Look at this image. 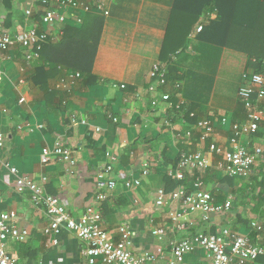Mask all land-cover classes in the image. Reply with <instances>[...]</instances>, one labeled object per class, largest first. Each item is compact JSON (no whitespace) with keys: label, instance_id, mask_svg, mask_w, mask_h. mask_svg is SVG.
Here are the masks:
<instances>
[{"label":"crops","instance_id":"1","mask_svg":"<svg viewBox=\"0 0 264 264\" xmlns=\"http://www.w3.org/2000/svg\"><path fill=\"white\" fill-rule=\"evenodd\" d=\"M81 1L96 4L99 0ZM189 1L180 0L177 5V0H108L105 10L109 15L98 10L88 14L68 12L67 23L57 25L50 32L52 48L62 40L67 43L64 47L67 62L61 65L57 60V65L69 66L81 54L78 46L88 49L95 46V51L90 55L93 59L90 76L81 78L74 86L57 88L62 78L81 72H68L58 81L55 72L51 78L49 85L60 92L65 109L54 108L56 102L47 86H34L26 80L27 73L39 62L40 53L39 58L28 61L31 51L18 46L0 55V133L5 137L0 151V211L16 212L19 228L30 233L25 242H8V251L17 257L18 264H87V261L83 255L84 243L74 233L62 230L59 235H45L48 219L44 210L31 205L29 194L16 193V177L1 168L4 162L10 163L21 176L34 180L48 194L58 197L74 219H80L92 204L98 172L112 164L111 178L117 182V188L102 206L105 229L117 231L122 226L128 227L133 233V253L156 255L154 262L146 264H170L175 244L199 233L217 234L230 229L252 236L256 232L251 229L252 222L264 226V209H254L253 190L247 187L249 190L243 191L245 186L253 185L250 178L256 174L248 179L226 176L218 169L220 158L209 153V143L200 142V133L193 127L190 129L194 132L193 138L177 137L179 134L185 137L188 122L176 117L173 96L176 95L178 104L181 101L193 104L185 97L191 90L190 98L196 97L202 102L197 109L200 120L211 117L216 123L217 134L211 142L230 149L232 126L241 120L240 85L233 86V92L227 85L223 88L224 84L219 85L220 74L222 69L240 66L243 76L252 69L248 66L247 54L228 47L221 48L218 58L212 62L204 60V42L199 39L201 32L197 29L215 21L217 10H208L207 0L187 4ZM229 1L232 6L226 10H238V4L233 7L234 0ZM262 3L264 13V0ZM12 6L8 10L0 0V24L10 34L45 29L37 18L42 14L40 0H16ZM28 11L33 12L32 17L27 16ZM76 18L82 23L77 24ZM180 29L184 38L188 31L191 44L179 58H173L174 65L179 68L180 77L189 79H177L176 75L175 79L172 73L173 80L167 79L166 87L151 93L154 66L162 64L169 69L164 60L182 51L175 43ZM53 52L54 49L52 54L46 50L45 58H55ZM210 79H214L211 89L208 88ZM162 93H171L172 105L167 107L162 102L153 107L151 102ZM223 118L228 121L226 125L221 123ZM57 141L72 149L77 161L75 167L57 160L42 164L43 149L53 148ZM243 141L254 146L261 142L247 137ZM196 152L203 153L211 163L206 174L181 171L179 163L174 167L173 161L179 154ZM144 164L148 165L146 176ZM258 164H262V159ZM179 174L183 175L182 181L177 179ZM197 178L204 181L208 191H214L217 202L231 201V209L224 214H213L210 221H205L201 212L189 214L184 231H176L170 215L181 206L171 195L188 181L186 189H195ZM135 180H140L141 185L128 189L126 182ZM162 194L167 199L159 207L157 201ZM159 229L166 231L165 237L155 234ZM261 237L264 239V234L253 240L259 242ZM183 264L211 262L203 250H197L186 256Z\"/></svg>","mask_w":264,"mask_h":264},{"label":"built area","instance_id":"2","mask_svg":"<svg viewBox=\"0 0 264 264\" xmlns=\"http://www.w3.org/2000/svg\"><path fill=\"white\" fill-rule=\"evenodd\" d=\"M108 0H99L98 3L84 2L81 0H40L42 9L43 30L33 28L20 32L16 35L10 34L2 24H0V55L20 46L31 51L27 57L28 61L39 58L42 45L51 36V30L57 25H64L68 21V12L83 11L92 13L95 10L105 15H109L106 9ZM27 16L32 17L33 12L28 11ZM75 22L81 24L82 20L76 18ZM204 26H200L197 32L200 33ZM82 78L80 73L69 74L62 78L57 85L58 89H66L74 86ZM152 84L149 88L151 93H156L160 88L166 87L167 70L164 65H155L151 73ZM125 86H122L124 89ZM238 99L246 111V118L243 121L235 122L232 126V138L230 139V149L221 147L216 142H211L217 134L216 123L209 119L199 120L193 127L194 131L200 133V142L209 143V153L220 158L218 169L226 176L233 179H248L254 175V169L259 165V161L264 158V138L255 145L253 150L249 149V144L243 138H253L259 132L264 131V72L255 73L246 71L242 76V84L239 87ZM171 93H162L159 98H154L151 102L153 107L160 103L171 104ZM184 105L181 101L177 105L180 109ZM195 113L191 114L194 117ZM227 119L223 118L221 123L227 124ZM193 130H189L185 137L177 135L178 138H193ZM256 138V137H255ZM5 144V137L0 133V151ZM60 161L69 164L71 167L77 165L72 149L66 146L63 141H57L53 148L43 149L42 164H49L52 161ZM143 175L148 174L147 164L143 165ZM1 168L6 169L12 176L16 177L15 190L19 195L29 194L30 203L34 208L44 210L48 226L44 233L47 236L59 235L62 230L74 233L83 243V255L87 264H146L154 262L156 255L146 254L136 256L132 251L133 233L128 227L122 226L117 231L105 229L102 206L107 199L115 192L117 182L111 178L114 166L109 164L98 172L95 178L96 194L92 204H90L84 215L80 219H74L67 212L58 197L48 194L45 189L39 186L29 177L21 176L19 171L12 167L10 163L4 162ZM179 168L181 171H189L193 175L199 173L204 175L210 168L211 163L203 153H186L181 155ZM178 181L183 180V175L179 174ZM126 187L134 189L141 185L140 180L127 181ZM195 189L187 190L180 187L171 195L173 201L180 203L181 208L171 212V222L176 231H184L188 216L192 213L201 212L205 221H210L213 214H224L231 209V201L219 203L212 193L205 188L202 179L197 178ZM166 195L162 194L157 201V206L161 207L166 203ZM18 215L16 212L0 211V264H18V259L8 251V242H25L30 233L26 229L18 226ZM251 229L259 236L264 234V226L259 222H252ZM159 237H165L166 231L159 229L155 231ZM118 239H115V238ZM203 250L211 264H264L259 262L264 258V239L259 242L253 241L250 236L241 235L230 229H224L217 234L199 233L195 236L179 241L173 249V257L170 264H183L186 256Z\"/></svg>","mask_w":264,"mask_h":264},{"label":"trees","instance_id":"3","mask_svg":"<svg viewBox=\"0 0 264 264\" xmlns=\"http://www.w3.org/2000/svg\"><path fill=\"white\" fill-rule=\"evenodd\" d=\"M15 1L16 0H3V4L6 9L11 10L13 7L12 5ZM191 1L193 0H190L189 3L187 4H191ZM178 2L180 3V0H177V5ZM262 2L263 0H234L233 7L238 4V10L233 9V12H231L226 10L227 9L226 7L232 6L231 1L207 0L208 3L207 9L213 11L217 10V19L211 22L208 26L204 27L203 31L201 32V35L199 36L201 42H204V44L206 43L205 44L206 46L204 44L202 46L203 52L205 51L202 54L204 60L207 63H210L218 58L221 52V48L228 47L229 49H235L244 52L245 54L248 55L249 57L248 66L249 68H252L250 69V71L255 73L264 72V13H262L261 11V9H263ZM198 14L199 12L197 13V16ZM42 15L43 14H39L37 17L40 23H42ZM172 32H174V30L171 29L170 33L172 34ZM183 33H184L183 30L180 29V31L176 34L177 37L175 39V43H177L176 45L180 48L179 50L182 49L181 53L176 52L171 57L169 56L167 59L164 60L168 62V66H169V69H167L168 70L167 79L169 81L173 80L172 78H170V75H172V73L174 74L175 79L176 76L177 79L183 78V79H187V81L189 79L186 78L185 76L183 77L179 76L178 73L179 68L177 67V65H174V59H173V58L176 59L179 58L180 54L187 51L191 44V39H189L188 31L186 32V38H184ZM169 39H171V36H169ZM51 44L52 43L50 42V38H49L48 41L42 45V50L39 52L41 60L39 59V62L35 63L33 70L27 73L26 80H28V82L32 83L34 86H38V85L39 86L43 85V87L47 86L48 92L52 95V97L56 102L55 104H53L54 108L63 109L64 107L63 105H61L62 96L61 94H59L60 92H58L55 89V86L50 87L49 85L51 78L55 77V72L58 73L57 81L60 80L63 76H65L66 73L68 72H81L80 74L82 78H84L86 75L90 76L93 67V59L90 55L91 53H93V51H95L94 50L95 46H93V48H91L90 46L89 49L86 47V45H85L86 48L82 46H78V51L81 54H79V56L77 55L74 60L70 61L71 64H69V66L66 65V67H63L57 65L56 61L57 60L60 61L61 65H64L65 60L67 62V54L65 52L67 43L62 40V42L59 45L53 48ZM69 46L70 45H68L67 47ZM206 47L209 48L207 49ZM52 49H54L53 55L55 56V58H45L46 50L51 52L52 54ZM60 56H62L64 59H61ZM165 56L166 54L164 51L163 57ZM83 57L85 58L83 59ZM207 78L208 77H205V79ZM207 82H209V80H207ZM213 85H214V79H210L208 88L210 89L213 88ZM178 88H182V87L178 85ZM190 91L185 93V97H187L188 100L193 102V104L187 105L186 103H184V105L181 106L180 109L176 108L178 104V101L176 100L177 99L176 95L173 96V102H174L173 106L176 112V117L178 118L180 117L181 119H186L188 122V126H187L188 129L183 133V136H186L187 132L192 127H194L197 124V122L200 120L199 115L197 113V109L199 108L198 105L202 102H200V100L196 97L194 98L199 101L195 100L194 98H193L194 100L191 99L189 96ZM179 92H182V90L180 89ZM240 105H241V109L238 113H240L241 120L238 121H243L246 118V111L244 110L241 103ZM192 113H195L194 117H191ZM208 119L214 121V118L208 117ZM255 137H253L255 141L264 138V131L259 132ZM253 146L254 145L252 144L249 146V149L251 151L253 150ZM180 158L181 155L179 154L177 158L173 161L174 167L178 165ZM259 167H260L259 175L250 178L255 183L252 182L251 184L253 185H247L245 186V189H243L245 193L247 192V190H249V188L247 187H250L253 190L254 195H252V201L254 204V209L256 211H260L264 209V163H262ZM189 183L190 181L180 184L183 185L184 188H187V185H189ZM257 190L259 191L256 194ZM211 193L215 198L214 191H212ZM257 235L258 234L254 232L253 235L250 236V238L253 240L257 237ZM262 261L264 262V258L259 260V262Z\"/></svg>","mask_w":264,"mask_h":264},{"label":"rangeland","instance_id":"4","mask_svg":"<svg viewBox=\"0 0 264 264\" xmlns=\"http://www.w3.org/2000/svg\"><path fill=\"white\" fill-rule=\"evenodd\" d=\"M241 72V67L238 66V67H231L230 69H222V73L220 74L221 76V79H220V83L219 85H223V88H226V85H227V88H232V92H233V86L236 87L238 85H241L242 84V73L240 74ZM226 83V84H225ZM262 163H264V160L262 159ZM259 167V165L257 166ZM255 168L254 169V175L258 174V171H259V168ZM253 175V176H254Z\"/></svg>","mask_w":264,"mask_h":264}]
</instances>
